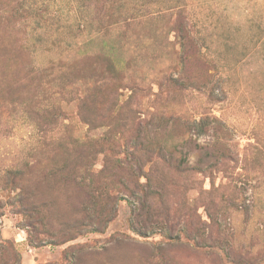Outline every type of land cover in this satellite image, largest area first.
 <instances>
[{
	"label": "rangeland",
	"instance_id": "374dc122",
	"mask_svg": "<svg viewBox=\"0 0 264 264\" xmlns=\"http://www.w3.org/2000/svg\"><path fill=\"white\" fill-rule=\"evenodd\" d=\"M102 136L148 140L151 195L95 146L90 233ZM0 202V264H264V0H0Z\"/></svg>",
	"mask_w": 264,
	"mask_h": 264
},
{
	"label": "trees",
	"instance_id": "16d2710c",
	"mask_svg": "<svg viewBox=\"0 0 264 264\" xmlns=\"http://www.w3.org/2000/svg\"><path fill=\"white\" fill-rule=\"evenodd\" d=\"M130 149H119L121 146L116 144L113 140L106 138L105 136L100 137L95 142V145L92 143L91 147L89 145H85V143H76V152L75 156L69 158L67 160L68 166H69V175H68V181L71 182L77 190L85 191L87 199L91 200H97V202L106 201L103 206H109V203L112 204L108 207L109 211H106L104 214H102V217L95 225V228L90 227L87 232H102L104 228L106 227V223L109 222L113 218V205L117 202V200H120L121 198L118 197V195H115L112 190H108L105 188L100 190V184L96 181V185L94 182V175L88 174L87 178L85 179V183L81 180L82 176L79 174L81 168L84 169V171L88 172L87 170V161L89 159V156L95 153V146H106L107 152H109V155L112 154L113 157V166L114 168H118L116 171H123L127 167L129 168L128 171H126V174L132 178L130 181L131 186L127 188V185L122 183V187L125 189V191L128 193L129 201H127L131 207V215L138 220V217L143 211L142 203L143 201L151 195V193L148 192L149 190V184H148V171H144L145 163H148L147 157L142 155L139 157V159L136 158V152L142 151L145 148V145L148 143V140L145 138H142L139 142L130 141ZM128 144V142L126 143ZM88 146V147H86ZM146 150V149H145ZM109 161V163H111ZM186 159L181 158L178 162L179 164V170L186 171L188 167L184 166ZM134 163V164H132ZM126 165V167L124 166ZM133 165V167H132ZM112 167V166H111ZM109 168V169H108ZM108 170H111L110 167H104L102 172H106ZM85 172V175H87ZM115 173V172H114ZM145 179V183H141V178ZM133 178L136 179L133 181ZM87 179V181H86ZM93 185H95L93 187ZM19 194L13 195V198L18 197ZM101 206V207H103ZM0 208H1V202H0ZM1 216V214H0ZM131 216V217H132ZM132 220V219H131ZM139 221H136L135 224L131 221V227L132 229L137 232L142 237H148L149 235L153 234L151 231H147L145 229L146 226H149L148 224H144L143 226H138ZM3 242L0 240V248H2ZM1 250V249H0Z\"/></svg>",
	"mask_w": 264,
	"mask_h": 264
}]
</instances>
